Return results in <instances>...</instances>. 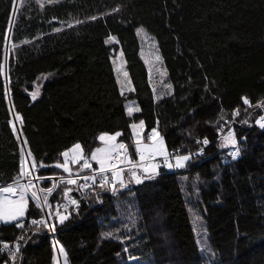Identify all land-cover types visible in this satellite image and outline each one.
I'll return each mask as SVG.
<instances>
[{
    "label": "trees",
    "instance_id": "16d2710c",
    "mask_svg": "<svg viewBox=\"0 0 264 264\" xmlns=\"http://www.w3.org/2000/svg\"><path fill=\"white\" fill-rule=\"evenodd\" d=\"M138 29L156 40L172 85L160 102ZM120 49L134 89L123 94L113 63ZM37 90L33 101L30 93ZM130 100L140 108L131 117ZM261 101L264 0H0V185L21 178L25 146L37 161L40 188L51 187L50 178L67 175L54 167L64 162L61 154L77 142L90 154L104 132L123 133L134 163L130 125L140 120L148 136L158 127L170 154L209 140L205 154L184 169L160 167L142 184L125 168L127 188L112 193L96 186L55 232L41 226L36 234L29 227L15 264H56L60 246L68 264H129L139 257L152 264H264V129L255 124L264 114ZM225 121L238 141L235 160L232 148L220 144ZM57 185L48 198L53 216L67 187L79 193L62 179ZM42 216L29 198L25 220ZM195 217L207 233L208 252L199 247ZM18 223L0 225V238L14 243ZM107 232L114 235L105 238ZM8 258L0 253V264Z\"/></svg>",
    "mask_w": 264,
    "mask_h": 264
},
{
    "label": "snow or ice",
    "instance_id": "6c2138e0",
    "mask_svg": "<svg viewBox=\"0 0 264 264\" xmlns=\"http://www.w3.org/2000/svg\"><path fill=\"white\" fill-rule=\"evenodd\" d=\"M54 2H56V0H47L48 4ZM41 7H43V4H41ZM113 11L118 12L119 8L113 9ZM14 14L15 13H13V15ZM90 19L96 20L97 17L93 16L90 17ZM80 23L83 22L79 20L76 21V24ZM67 27L71 28L73 25L69 23L67 24ZM62 30V27H57L54 29L56 32H60ZM7 31L10 33L11 27H9ZM142 31L143 29H138V34ZM109 40H116V37H109ZM25 43H27V41H25ZM12 46L15 47V44ZM120 55L122 58L123 52H121ZM155 59L156 61L161 60L159 56H156ZM122 67L123 65L121 64V66L117 68V72L122 71ZM125 85H129V91H134V89L130 87V81L126 71L123 72V80L121 81V94L124 92ZM153 90L155 91V89ZM5 94H7V89H5ZM38 95V90L30 93L31 99L33 101L37 99ZM243 103L245 105H251V102L247 97L243 98ZM258 107L264 109V101L259 102ZM139 111L140 108L138 107H127V114L129 117L133 116L134 113ZM234 114L239 116V110H235ZM12 116L15 119H18L21 125L23 124V117L18 112H13ZM8 123L11 125L12 131L14 133L17 132L16 124L12 120L8 121ZM244 123H247V121H244ZM255 124L261 129H264V115H260L255 121ZM130 128L135 137V153L139 156V163H133L131 157L128 154V146L126 144L118 143V138L123 135L122 132L117 131L114 134L104 132L98 137L103 146L97 147L94 151H91L90 157L85 155L84 148L79 142L72 145L61 154L64 158V162L55 163L54 165V167L62 169L68 174L66 179L63 177L61 179L64 180L67 185L77 186L76 190L80 191L81 195H84L89 188L96 186L97 178H99L100 189H105L111 191L112 193H116L118 190L128 187L124 180V168L122 167L124 164L130 166V180L139 185L144 183L145 180H151L156 175H158L159 169L161 167L159 163L155 162L156 158L158 157L162 158L164 166L168 169H184L191 161L193 155L192 153L179 154L177 152L170 154L168 152L165 146L164 137L161 135L158 127L151 128V134L148 137L150 143H145L144 141L143 130L145 129V122L143 120H140L139 123H132ZM17 139L20 140L21 138L17 136ZM222 140L223 143L221 144V147H227L229 145L234 147L235 150L231 152V158L233 160L239 158L240 149L239 147H236L237 140L234 131H229L226 136L222 137ZM23 143H27L26 139L23 141ZM197 143H202L206 146L209 144V140L204 138L202 141H197ZM203 152L204 148L201 147L199 151L195 153V155H202ZM20 156L19 175L21 178H27V183H20L19 180H16L13 183L8 184L6 187H0V195L3 197L0 198V221L5 223L12 221L19 222L22 218H24L29 206L30 193V198L36 202L38 207L48 208L47 217L42 216L39 219L31 220V225L35 227L36 234L39 233L41 226L47 228L49 231L55 232L57 223L63 226L67 221L70 220L73 211L78 214L80 201L72 197L71 194L73 192V188L67 187L63 193L64 196L67 197V202L63 206L64 211H60V205H57L56 212L53 216L51 211L52 205L49 204L48 197L54 192L58 185L53 183L52 186L48 187L47 189H37L33 184V180L39 178L34 174L33 171L37 168V161L34 158L28 160L23 148L20 149ZM27 156H31L30 151L27 153ZM82 161V170H92L91 175H85L81 177L79 172L73 173L70 165H80ZM92 162H95L99 165L98 169H93ZM40 166L43 167V165ZM140 172H143L144 175H140ZM109 174L111 175L109 176ZM80 179H82L84 183H79ZM38 192H43L44 195L41 196L38 194ZM11 197H15V199ZM96 198L99 200V194H97ZM69 208H72L73 211H69ZM17 226L21 229L24 228L23 223H18ZM113 235L114 234L112 232H107L104 234L105 238L112 237ZM24 240L25 237L21 235L15 243L14 248L7 242L0 244V250H7V255L10 258L11 264H15L17 255L21 250V242ZM58 251L64 254L65 258L67 257V253L63 246H60ZM2 264H8V261H4Z\"/></svg>",
    "mask_w": 264,
    "mask_h": 264
},
{
    "label": "rangeland",
    "instance_id": "374dc122",
    "mask_svg": "<svg viewBox=\"0 0 264 264\" xmlns=\"http://www.w3.org/2000/svg\"><path fill=\"white\" fill-rule=\"evenodd\" d=\"M139 38H140V41H141V57L145 61V64H146V66L148 68L149 76H150L149 79H150V82H151V85H152V89H155V91L153 90L154 91V95H155V99L157 100V102H160L165 97H168V96H170L172 94V85H171V83L169 81L168 73H167V70H166V68L164 66L163 60L161 58L159 47L157 45L156 40L150 34H148L144 29H143L142 32L139 33ZM111 41L116 43L115 40H111ZM121 52H122L121 49L119 51H117V54L113 58V63L115 61V63H114L115 74H116L120 89H121V81L123 80V72L124 71L127 72L124 55L121 58V55H120ZM156 56H159L161 58V60L160 61H156V59H155ZM121 64L123 65L122 71L117 72V68L120 67ZM128 79L130 81V87L133 89V85H132V82H131V79H130L129 75H128ZM128 88H129V85H125L123 93L130 92L128 90ZM128 106H133V107H138L139 108L138 103H137L136 100L128 101L126 103V109H127ZM262 113H264V111ZM233 118H235V117L233 116ZM222 125L223 124H221V126ZM228 130L229 129H227V131L223 132L224 133L223 136H225L228 133ZM144 131H145V129L143 130L144 141H145V143H150V141L148 140L149 136H148V134H145ZM133 138H134L133 147H134V150H135V137H134V135H133ZM236 140H237V138H236ZM118 143L126 144L125 142H122L120 140V137L118 138ZM222 143H223V140L220 142V144H222ZM102 146L103 145L101 144L98 147H102ZM229 147L232 148V150L230 151V154H231V152L234 151V147L231 146V145H229ZM236 147H238V141H237ZM23 149L25 150V155H26L27 159L31 160L32 159L31 156H27L28 151L26 150L25 146H23ZM192 152L193 151L187 152V154L188 153H192ZM128 154L130 156V154H131L130 150H128ZM85 155H90V154H85ZM82 162L80 164L81 166L79 165V169H81V167H82ZM76 165L77 164L70 165V167L72 168L73 173L80 172V171H77V169L74 168V166H76ZM33 171H34V174L38 177V175L35 173V169ZM82 172L80 173V175L82 174ZM126 174H127L128 178L130 179V172H126ZM67 176H68V174L66 176H64L63 178L66 179ZM61 178L62 177H52L49 180H53L54 183L57 184V182ZM18 180L20 181V183H27V178H19ZM41 181H42V178H38V179H34L33 180V184L36 186L37 189H42L39 186ZM2 186H5V185H2ZM38 194L41 195V196L44 195L43 192H38ZM30 195L31 194L29 193V198H30ZM0 198H3L2 195H0ZM13 199H15V198H13ZM65 199H66V197H65ZM46 210H47V207H46ZM44 213H45V211H44ZM47 213H48V210L45 213V217H47L46 216ZM24 220H25V217L22 218L19 222L22 223ZM0 222H3V221H0ZM14 222H17V221H14ZM194 222H195V227H196L198 238H199V247H200L201 251L208 252L209 249H208L207 240H206L207 233H206V231L204 229V226L202 225V222H200L197 217L194 218ZM58 249H59V247H58ZM58 249H57V257H56L57 263L56 264H65L66 258L64 256V254H62V253H60L58 251ZM66 264H68L67 261H66ZM129 264H152V262H150L146 257H139L138 260H135L133 263L130 262Z\"/></svg>",
    "mask_w": 264,
    "mask_h": 264
},
{
    "label": "built area",
    "instance_id": "2783aa9c",
    "mask_svg": "<svg viewBox=\"0 0 264 264\" xmlns=\"http://www.w3.org/2000/svg\"><path fill=\"white\" fill-rule=\"evenodd\" d=\"M240 113V112H239ZM240 115V114H239ZM264 115V114H263ZM234 120L236 119V118H238L239 116H237V115H235L234 114ZM226 122V124L224 123L221 127H220V136H222L223 135V132H225V131H227V129H229L230 128V126H231V124L232 123H230V122H228V121H225ZM204 146L205 145H203L202 143L201 144H198V148L197 149H195L193 152H192V157H198V156H200V155H195V153H197L198 151H199V149L201 148V147H203L204 148ZM235 150V149H234ZM179 154H187V153H185V152H183L181 149H179V152H178ZM205 154V148H204V152H203V154L202 155H204ZM231 155V154H230ZM86 156H89L90 157V155H86ZM137 161H135L134 162V164H136V163H139V156H138V154H137ZM156 163H159L160 165H161V167H165L164 166V164H163V160H162V158H156V161H155ZM173 162H174V160H173ZM82 164H83V162H82ZM92 165H93V169H98V167H96L95 166V162H92ZM122 167L125 169V168H128V167H130L129 165H127V164H124V165H122ZM167 168V167H166ZM92 174V170H87V169H84L83 170V172H82V174L80 175L81 177H83V176H85V175H91ZM111 174H109V176H110ZM75 178V177H74ZM81 183H84V181L82 180L81 181ZM89 183H91V182H89ZM99 185V178H97V184H96V186H98ZM7 185H5V186H2V185H0V187H6ZM96 186L95 187H93V188H89L87 191H86V193L84 194V195H81V192L79 191V193L78 194H71L72 195V197L73 198H75V199H77V200H79L80 201V207H81V204H82V202L84 201V200H86L89 196H90V194H91V192L96 188ZM12 198H15V197H12ZM67 202V197H66V199L65 200H63L59 205H60V211H64V208H63V206H64V204ZM80 207H79V210H80ZM44 211H45V213L47 212V210H46V207H41ZM69 211H73V209L72 208H69ZM79 213V212H78ZM73 214H76L75 213V211H73ZM47 216V215H46ZM32 219H34V218H31V219H28V220H24L22 223L24 224V228H20V227H18V232H19V235H18V238L21 236V235H23V233H25L26 231H27V229L29 228V227H31L32 225H31V220ZM0 225H2L1 223H0ZM18 238L15 240V242L14 243H9V242H7V241H5L4 239H2V238H0V244H2V243H4V242H7V243H9L10 244V246H12L13 248L15 247V243L17 242V240H18ZM0 253H4V254H6L7 255V250L5 249V250H0ZM8 256V255H7ZM9 257V256H8ZM9 259V262H8V264H11V261H10V258H8Z\"/></svg>",
    "mask_w": 264,
    "mask_h": 264
},
{
    "label": "crops",
    "instance_id": "0c3cea01",
    "mask_svg": "<svg viewBox=\"0 0 264 264\" xmlns=\"http://www.w3.org/2000/svg\"><path fill=\"white\" fill-rule=\"evenodd\" d=\"M97 165V167H99V165L98 164H96ZM14 221H12V222H7V223H5V222H0L1 224H9V223H13Z\"/></svg>",
    "mask_w": 264,
    "mask_h": 264
}]
</instances>
